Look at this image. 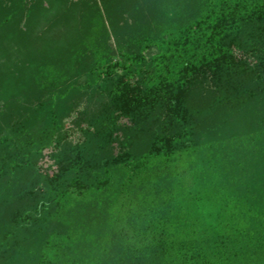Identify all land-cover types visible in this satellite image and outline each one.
<instances>
[{
	"label": "trees",
	"instance_id": "1",
	"mask_svg": "<svg viewBox=\"0 0 264 264\" xmlns=\"http://www.w3.org/2000/svg\"><path fill=\"white\" fill-rule=\"evenodd\" d=\"M0 264H264V0H0Z\"/></svg>",
	"mask_w": 264,
	"mask_h": 264
},
{
	"label": "rangeland",
	"instance_id": "2",
	"mask_svg": "<svg viewBox=\"0 0 264 264\" xmlns=\"http://www.w3.org/2000/svg\"><path fill=\"white\" fill-rule=\"evenodd\" d=\"M235 54L237 58H247L250 60L248 53L244 52V50L235 49Z\"/></svg>",
	"mask_w": 264,
	"mask_h": 264
}]
</instances>
